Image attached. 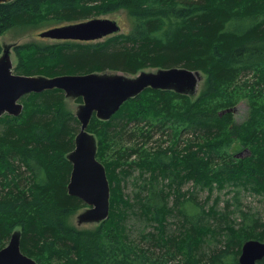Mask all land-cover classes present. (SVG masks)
<instances>
[{"label": "trees", "instance_id": "trees-1", "mask_svg": "<svg viewBox=\"0 0 264 264\" xmlns=\"http://www.w3.org/2000/svg\"><path fill=\"white\" fill-rule=\"evenodd\" d=\"M121 11L125 33L16 46L14 73L181 67L203 73L204 88L195 98L149 88L110 120L93 116L87 131L111 198L108 219L92 229L70 222L87 208L68 193L81 123L60 90L23 97L21 115L0 118V249L20 229L22 252L38 264H240L246 241L264 242V214L240 197L243 190L264 204V0H14L0 4V38ZM242 101L249 114L239 123L226 111ZM188 183L193 190L183 191ZM225 189L237 192L234 203L208 205ZM130 217L144 225L133 239Z\"/></svg>", "mask_w": 264, "mask_h": 264}, {"label": "water", "instance_id": "water-1", "mask_svg": "<svg viewBox=\"0 0 264 264\" xmlns=\"http://www.w3.org/2000/svg\"><path fill=\"white\" fill-rule=\"evenodd\" d=\"M14 0H0V4ZM122 27L115 20L92 18L87 21L52 28L39 34L41 38L100 41L121 33ZM12 47H4L0 55V118L4 115L18 117L23 112L21 99L32 93L60 90L66 97L82 99L76 114L81 123L75 139V149L68 156L72 172L68 184L69 195L81 199L88 209L81 214V222H103L110 214L111 188L106 168L97 158V141L87 131L96 116L110 120L121 107L147 89L175 91L191 95L197 92L200 72L186 68H160L157 72H141L135 77L122 74H86L25 76L14 73ZM236 112V108L226 112ZM264 258V242L246 241L239 257L240 264H258ZM0 264H38L21 250V234L14 232L5 248L0 250Z\"/></svg>", "mask_w": 264, "mask_h": 264}, {"label": "rangeland", "instance_id": "rangeland-1", "mask_svg": "<svg viewBox=\"0 0 264 264\" xmlns=\"http://www.w3.org/2000/svg\"><path fill=\"white\" fill-rule=\"evenodd\" d=\"M101 17L108 18V19H113V20L117 21L119 23V25L122 27V33L127 32L128 29L130 28V21H129L128 17L126 16V14L123 11L118 12V13H113V14L112 13L111 14H105V15H103ZM92 18H94V17H92ZM46 30H48L47 27H42L40 29H32V30H27V31L15 29V30L8 31L7 33H5L0 38V42L2 44L3 49H4V47H12L11 56H12V62H13L14 68H15V64H16V57H15V54H14V49H15L16 46H19V45H22V44H25V43H29V42H39V43L45 42L46 44H57V43L65 42V40H55V39H50V38H41V37H39V34L44 32V31H46ZM157 70H158V68H148V69H145L144 71L145 72H157ZM141 72H143V71H141ZM101 74H107V75L122 74V75H125L127 77H135L136 76V75H133V76L126 75V74H123L121 72H114V71H107V72H104V73H101ZM205 81H206V76L203 73L200 72V81H199L198 90H197L196 93L188 95V96L191 97V98H195L196 96H198V94L204 88ZM22 99H21V103H22ZM82 103H83V101H82ZM82 103H79L78 99H76V98L66 97L65 96V105H66V107L70 111L75 113V115L77 114L79 106ZM248 114H249L248 102L247 101H242L241 104L236 107V112L234 113L235 121L239 122V123L243 122L248 117ZM152 144L149 143L146 146L150 147ZM170 144H171V142H166L163 146L167 147ZM154 146L155 145H153V147ZM97 147H98V143H97ZM239 148L242 149V147L240 145H239ZM97 151H98V149H97ZM246 153H247L246 151L240 150V154L242 156L245 155ZM136 173H138V172H136ZM136 173L134 175H136ZM188 190H190V191L193 190V184L192 183H188L186 186H184L183 191H188ZM124 193L126 195L127 194H131V187L129 185H128V187L124 186ZM236 194H237V192L232 190V189H225L222 192L215 191L214 195L211 197L210 202H208V205H212L213 202H215L218 199V202H219L218 209L222 211L224 208H226L228 203H230V204L234 203V196H236ZM207 196H208V193H207V191H205V192H202L200 195L198 194V199L201 200V201H205ZM240 197H241V203L243 204L245 209L250 207L253 212L259 211V212L264 214V204L261 202V199L259 197L255 196V195L252 196L251 194L246 193L243 190H242V193H241ZM172 200H173V198H171V202H172ZM87 209L88 208H84V209L80 210L79 212L75 213L74 215H72V217L70 218V222L75 227H77L79 229H92V228H95L97 225H99L101 223V222L100 223L99 222H81L79 217H80L81 214L85 213V211ZM235 216H237V214ZM129 219H130L129 227L133 228L132 229V231H133L132 239H133V238H136L134 236H136L137 233L140 230L144 229V225H142L139 221H137L133 217L132 218L130 217ZM175 223L176 222H174L173 224H175ZM177 227H178V225H174L171 228L173 230H176ZM148 231H152V229L149 228ZM14 232H21V230L17 229Z\"/></svg>", "mask_w": 264, "mask_h": 264}, {"label": "bare ground", "instance_id": "bare-ground-1", "mask_svg": "<svg viewBox=\"0 0 264 264\" xmlns=\"http://www.w3.org/2000/svg\"><path fill=\"white\" fill-rule=\"evenodd\" d=\"M79 132H80V131H79ZM172 145H173V144H172ZM167 152H168V151H167ZM183 152H184V151H183ZM147 154H148V153H147ZM173 157H174V156H173ZM150 158H151V157H150ZM209 170H210V169H209ZM209 170H208V171H209ZM210 171H211V170H210ZM174 172H175V171H174ZM150 178H151V177H150ZM140 179H141V178H140ZM168 179H169V178H168ZM151 180H152V179H151ZM149 182H150V181H149ZM144 183H145V182H144ZM152 184H153V183H152ZM145 188H146V187H145ZM150 189H151V188H150ZM141 190H142V189H141ZM148 192H149V191H148ZM140 194H141V193H140ZM141 200H142V199H141ZM120 219H121V218H120ZM119 223H120V222H119ZM198 236H199V235H198ZM10 240H11V239H10ZM221 241H222V240H221ZM9 242H10V241H9ZM231 242H232V241H231ZM231 242H230V243H231ZM8 244H9V243H8ZM7 246H8V245H7ZM5 247H6V246H5ZM5 247H4V248H5ZM228 247H229V246H228ZM2 249H3V248H2ZM0 250H1V249H0ZM226 251H227V250H226ZM227 255H228V254H227ZM30 258H31V257H30ZM176 258H177V257H176ZM230 259H231V258H230ZM226 261H227V260H226ZM231 262H232V261H231ZM225 263H226V262H225ZM236 264H237V263H236Z\"/></svg>", "mask_w": 264, "mask_h": 264}]
</instances>
